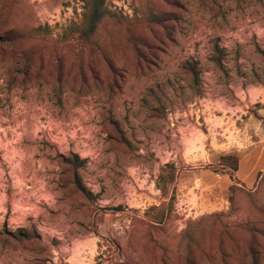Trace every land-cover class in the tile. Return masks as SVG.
Segmentation results:
<instances>
[{
    "label": "rangeland",
    "instance_id": "1",
    "mask_svg": "<svg viewBox=\"0 0 264 264\" xmlns=\"http://www.w3.org/2000/svg\"><path fill=\"white\" fill-rule=\"evenodd\" d=\"M87 6L0 0V264H264V0Z\"/></svg>",
    "mask_w": 264,
    "mask_h": 264
},
{
    "label": "trees",
    "instance_id": "2",
    "mask_svg": "<svg viewBox=\"0 0 264 264\" xmlns=\"http://www.w3.org/2000/svg\"><path fill=\"white\" fill-rule=\"evenodd\" d=\"M88 1V13L91 14V19L89 20V33H94L97 29V26L99 24V22L102 20V18L104 17L106 10L104 7V0H86ZM89 14V15H90ZM78 160V158L76 159ZM227 164L225 165H229L230 167H233L234 170H237V163L235 160L231 159V158H227ZM77 188L86 196H89V193L87 192V190L80 185V183H76Z\"/></svg>",
    "mask_w": 264,
    "mask_h": 264
}]
</instances>
